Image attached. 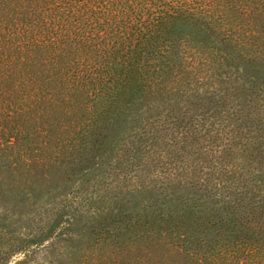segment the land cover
Instances as JSON below:
<instances>
[{
    "label": "trees",
    "instance_id": "trees-1",
    "mask_svg": "<svg viewBox=\"0 0 264 264\" xmlns=\"http://www.w3.org/2000/svg\"><path fill=\"white\" fill-rule=\"evenodd\" d=\"M231 66L250 76L228 77ZM196 77L209 88L216 77L221 89L242 80L237 90L252 91L257 99L251 107L245 98L244 123L264 127V0H0V139L8 142V152L22 145L26 129L39 131L42 141L66 142L68 151L78 146V157H85L79 141L101 144L99 137L106 139L103 132L111 129H104L106 123L145 100L155 111L145 118L139 140L159 144L167 132L175 144L176 134L184 133L177 150L187 156L195 144L211 141V130L196 137L207 129L201 114L188 117L185 129L186 113L173 110L185 97H205L191 92ZM132 143L127 162L134 166L144 154L142 144ZM231 184L199 189L203 202L187 204L190 211L204 207V235L195 229L181 238L179 233L175 248L186 250L179 263L264 264V195L245 204ZM213 229L216 239L204 233ZM40 236L29 240L36 244Z\"/></svg>",
    "mask_w": 264,
    "mask_h": 264
},
{
    "label": "rangeland",
    "instance_id": "rangeland-1",
    "mask_svg": "<svg viewBox=\"0 0 264 264\" xmlns=\"http://www.w3.org/2000/svg\"><path fill=\"white\" fill-rule=\"evenodd\" d=\"M227 70L232 79L250 76L243 67ZM197 81L191 92L205 97L191 96V101L185 97L173 110L186 113L185 129L188 117L201 114L204 118L198 119L207 129L196 137L211 130V141L195 144L187 156L177 150L184 133L176 134L175 144L167 132L159 144L139 140L145 118L155 111L145 100L125 109L111 125L106 123L104 129H111L103 132L106 139L99 137L101 144L79 141L81 148H87L85 157H78V146L68 151L66 142L42 141L39 131L17 132L25 140L15 152H8V142L0 139V264H183L178 254L186 250L178 251L174 241H179V233L181 238L192 229L198 236L203 234L199 225L205 221L204 207L190 211L187 205L195 199L203 202L199 189L204 192L235 182L233 191L243 196L245 204L253 195L251 203L259 202L264 195V127L246 126L247 111L242 110L245 98L251 107L257 99L252 91L237 90L242 80L229 82L224 89L216 77L209 79L212 88L204 86L207 80L198 77ZM131 118L136 124L129 125ZM133 140L142 144L144 154L134 166L127 162L136 147ZM246 145L252 147L246 151ZM255 182L259 188L253 186ZM171 184L178 190L173 191ZM238 184H249L251 189L242 193ZM181 223L187 228L182 230ZM214 231L204 233L216 239ZM34 235H41L36 244L29 240Z\"/></svg>",
    "mask_w": 264,
    "mask_h": 264
}]
</instances>
